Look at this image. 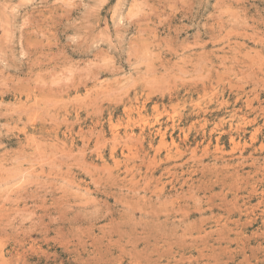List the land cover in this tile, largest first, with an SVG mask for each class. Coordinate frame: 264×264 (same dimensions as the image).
<instances>
[{
  "label": "clouds",
  "instance_id": "1",
  "mask_svg": "<svg viewBox=\"0 0 264 264\" xmlns=\"http://www.w3.org/2000/svg\"><path fill=\"white\" fill-rule=\"evenodd\" d=\"M0 264H264V0H0Z\"/></svg>",
  "mask_w": 264,
  "mask_h": 264
}]
</instances>
